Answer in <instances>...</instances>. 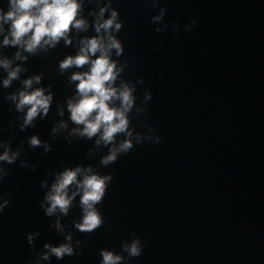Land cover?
Masks as SVG:
<instances>
[{
    "label": "water",
    "instance_id": "obj_1",
    "mask_svg": "<svg viewBox=\"0 0 264 264\" xmlns=\"http://www.w3.org/2000/svg\"><path fill=\"white\" fill-rule=\"evenodd\" d=\"M112 6L123 25L116 33L124 47L118 59L127 61L121 77L142 78L136 104L145 89L152 93L143 113H130L131 126L144 133L150 124L160 142L134 143L104 167L105 146L83 138L69 144L63 135L53 139L57 102L73 91L57 62L74 49L61 41L29 56L21 78L43 73L41 83L52 85L54 100L44 120L21 131L4 96L22 85L15 80L0 88V141L21 149L0 180V197L9 200L0 213V264H29L43 243L63 241L50 227L55 217L40 208L46 191L40 181L50 183L52 173L76 164L112 174L97 205L104 222L92 232L76 230L72 221L80 208L74 202L61 222L81 242L73 244L78 254L44 264H99L101 248L119 252L121 241L133 236L144 248L124 264H264V0H160L168 23L162 32L150 23L158 8L149 0H112ZM91 7L86 3L84 13ZM191 19L196 24L185 31ZM93 34L91 28L81 33ZM14 51L0 49L9 57ZM32 134L52 149L29 147ZM20 159L35 167L21 166ZM33 231L39 236L29 246L25 233Z\"/></svg>",
    "mask_w": 264,
    "mask_h": 264
},
{
    "label": "clouds",
    "instance_id": "obj_2",
    "mask_svg": "<svg viewBox=\"0 0 264 264\" xmlns=\"http://www.w3.org/2000/svg\"><path fill=\"white\" fill-rule=\"evenodd\" d=\"M94 4L84 13L85 4ZM149 5L158 8L151 16L150 23L154 31L168 29L164 21L167 8L160 6V0H149ZM195 19L184 24L185 31H191ZM119 12L112 6V0H7L6 7L0 6V49H15L9 57L0 53V88L7 89L12 82L19 80L21 87L5 94L4 99L14 107L17 127L23 131L34 127V122L44 120L53 104L52 85L41 83L43 73H34L21 78L26 72L24 66L29 56L46 53L54 49L61 41L71 46L74 53L66 54L57 62L61 75H66L68 85L73 91L63 103L57 102L56 115L59 117L50 128V136L55 139L63 135L69 144L74 138L92 140L94 146H105L107 151L100 157L104 167L114 163L122 153L129 152L135 144L145 141L159 143L160 136L152 133V126L145 124L146 132L141 133L131 126L130 113H143L152 93L145 89L143 100L136 104V86L142 84V78L135 82L121 77L127 61H120L124 47L117 38L122 28ZM173 25V32L178 28ZM93 35H81L89 29ZM115 57V58H114ZM68 69H77L68 72ZM65 113L67 118L65 119ZM69 122L73 126H69ZM29 147H42L47 153L52 149L48 141H42L38 134L27 138ZM91 151V150H90ZM21 155L19 147L13 149L9 141H0V180L7 174L4 165L15 163ZM23 167L34 168L28 160L20 159ZM112 181V174H100L93 165L76 164L63 167L52 173V180L40 181V187L46 189L40 201V208L48 217H55L50 225L63 235V241L57 244L43 243L42 250L29 264H44L52 257L57 261L65 256L77 255L80 241H73L70 230L61 222L67 216L73 203L80 208L78 220L73 227L80 232H92L103 222L97 205L105 196ZM78 197V201H77ZM9 206V200L0 197V213ZM31 246L39 232L25 233ZM144 243L140 237L122 240L120 251L101 248L99 264H124L130 258L139 257Z\"/></svg>",
    "mask_w": 264,
    "mask_h": 264
}]
</instances>
